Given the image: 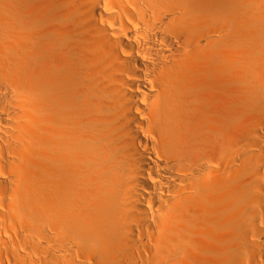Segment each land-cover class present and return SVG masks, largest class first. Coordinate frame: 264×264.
Returning a JSON list of instances; mask_svg holds the SVG:
<instances>
[{
    "label": "bare ground",
    "instance_id": "bare-ground-1",
    "mask_svg": "<svg viewBox=\"0 0 264 264\" xmlns=\"http://www.w3.org/2000/svg\"><path fill=\"white\" fill-rule=\"evenodd\" d=\"M0 264H264V0H0Z\"/></svg>",
    "mask_w": 264,
    "mask_h": 264
}]
</instances>
